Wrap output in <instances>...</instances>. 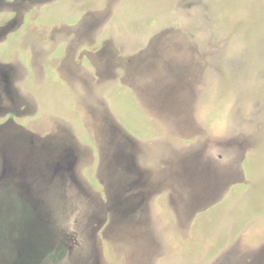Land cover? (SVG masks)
<instances>
[{
	"label": "rangeland",
	"instance_id": "374dc122",
	"mask_svg": "<svg viewBox=\"0 0 264 264\" xmlns=\"http://www.w3.org/2000/svg\"><path fill=\"white\" fill-rule=\"evenodd\" d=\"M0 264H264V0H0Z\"/></svg>",
	"mask_w": 264,
	"mask_h": 264
}]
</instances>
